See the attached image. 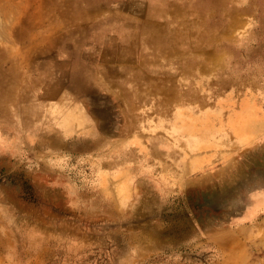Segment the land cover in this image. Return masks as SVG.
Instances as JSON below:
<instances>
[{"label": "rangeland", "instance_id": "1", "mask_svg": "<svg viewBox=\"0 0 264 264\" xmlns=\"http://www.w3.org/2000/svg\"><path fill=\"white\" fill-rule=\"evenodd\" d=\"M90 63L151 97L133 150L79 133ZM164 93L253 143L177 167ZM0 264H264V0H0Z\"/></svg>", "mask_w": 264, "mask_h": 264}, {"label": "crops", "instance_id": "2", "mask_svg": "<svg viewBox=\"0 0 264 264\" xmlns=\"http://www.w3.org/2000/svg\"><path fill=\"white\" fill-rule=\"evenodd\" d=\"M130 63L126 60L125 65L129 66ZM132 63L134 67L135 61L132 60ZM87 66L89 68L87 79L91 81V87H97V93L95 98L87 99L86 105H90L92 110L86 109L81 116V131L79 133L97 136L99 139L95 143L96 145L110 143L112 149L107 147L106 151L133 150V146L124 145H128L131 140V143L134 142L137 123L140 120V115L136 111V104L149 103L151 97H136L134 69L133 75H131L128 73L129 70L117 69V65H104V68H101L90 63ZM126 71L128 74L125 73ZM156 98L164 106L159 108L160 117L157 119L154 128L161 130L159 135L161 144L165 145V155L168 153L177 155V160L181 162L177 167L230 166L229 164L239 155L240 150L247 149L253 143L251 142L249 145L242 143L235 129H232L231 125L228 124L231 112L229 115L224 114V112V116L221 113L217 115L210 111L212 108L205 107V104L202 105L203 111H198L196 110L197 106L192 103L187 107L188 110L182 108L183 104L177 106L169 117L163 107L167 108L168 105L178 104L179 97L164 93L157 95ZM95 104H110L114 105V108L111 111L105 109L100 112L93 109ZM227 108L231 109L230 107ZM245 110L241 106H235L234 113ZM69 119L72 120L73 118ZM69 119L67 117L64 120L65 124H70ZM189 124L192 125L191 129ZM258 130L255 131V142L258 140L257 136L262 128L259 132ZM214 161L221 162L215 164ZM163 165L165 164L161 166Z\"/></svg>", "mask_w": 264, "mask_h": 264}, {"label": "bare ground", "instance_id": "3", "mask_svg": "<svg viewBox=\"0 0 264 264\" xmlns=\"http://www.w3.org/2000/svg\"><path fill=\"white\" fill-rule=\"evenodd\" d=\"M233 127H231L232 129L235 128V126H237V124L235 122L232 123ZM192 125H189L190 129H191ZM237 130V128H235ZM248 140L250 139L249 137L247 138ZM215 195V194H214ZM208 196V195H207ZM210 200V199H209ZM197 220V219H196ZM194 222V221H193ZM202 222V221H201ZM191 225V224H189ZM205 225V224H204ZM261 231V230H260ZM228 232V231H227ZM247 232V231H246ZM223 233V232H222ZM230 234V233H229ZM230 236V235H229ZM224 238V237H222ZM222 241V240H221ZM222 245V244H221ZM251 245V244H250ZM252 246V245H251ZM219 247V246H218ZM224 248V246H222ZM240 259V258H239ZM230 263V262H229ZM238 263V262H237Z\"/></svg>", "mask_w": 264, "mask_h": 264}]
</instances>
